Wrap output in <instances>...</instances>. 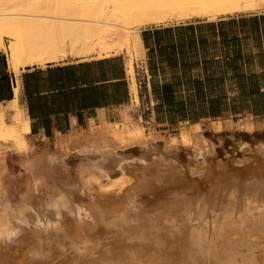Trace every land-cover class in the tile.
<instances>
[{
  "label": "bare ground",
  "instance_id": "1",
  "mask_svg": "<svg viewBox=\"0 0 264 264\" xmlns=\"http://www.w3.org/2000/svg\"><path fill=\"white\" fill-rule=\"evenodd\" d=\"M262 12L264 0H0V51L15 72L125 52L136 106L132 58L144 57L142 27ZM6 115L0 109V142L22 153L0 149V229L18 233L0 239V264H264V142L232 134L220 159L201 122L181 124L174 136H142L135 122L75 130L52 152L35 149L19 119L4 135ZM240 127L252 133L254 123L248 117ZM176 240L177 261L166 252ZM114 242L118 255L109 252Z\"/></svg>",
  "mask_w": 264,
  "mask_h": 264
},
{
  "label": "crops",
  "instance_id": "2",
  "mask_svg": "<svg viewBox=\"0 0 264 264\" xmlns=\"http://www.w3.org/2000/svg\"><path fill=\"white\" fill-rule=\"evenodd\" d=\"M170 25L140 30L145 60L133 63L134 79L137 89H141L139 85L143 82L146 92L143 95L138 89L139 110H128L132 95L125 53L100 58L96 52L75 59L68 56L66 60L28 65L15 72L8 54L1 51L0 109L14 102L34 141L55 148L59 138L75 130L87 132L92 127L106 129L109 124H121L128 112L136 118L140 116L143 124L149 123L166 133L178 124L196 122L170 123L163 113L164 102L176 93L170 88L171 93L165 94L151 82H183L178 75L200 69L220 75L230 70L237 76L245 75L240 82H254L253 77L241 73L250 55L245 47L251 42H254V69L258 68L259 59L263 66L258 69H264V12L223 17L214 22L194 20ZM144 99H157L164 108H147L146 115Z\"/></svg>",
  "mask_w": 264,
  "mask_h": 264
},
{
  "label": "rangeland",
  "instance_id": "3",
  "mask_svg": "<svg viewBox=\"0 0 264 264\" xmlns=\"http://www.w3.org/2000/svg\"><path fill=\"white\" fill-rule=\"evenodd\" d=\"M263 13V12H262ZM258 14V13H253ZM242 15V14H236ZM233 15V16H236ZM247 15V14H245ZM229 17V16H228ZM223 18V17H222ZM194 21V20H189ZM189 21H170L165 24L160 25H150L142 27L140 30L156 27V26H179L182 23H186ZM93 41H97L95 37L92 39ZM9 41V40H6ZM95 41V43H96ZM245 49L249 50L250 55L249 58L246 57V67L243 63L244 70L241 73H247L249 77H253L254 82H240V77L245 75H239L235 72L227 70L222 72L221 75L219 72L215 71H206V70H195L191 72H182V74L178 75L179 78H183V82H151L155 87L161 88L162 86L169 84L173 87V92L176 93L175 98L176 102L172 104V106H166V109L163 110V113L170 119V123L176 125L179 121L187 120L191 122H201L203 124L202 129V138L208 141L210 144L216 146L218 158H224V151L228 149L231 145V135L234 134L236 139L243 140L244 142L250 144H256L258 142H264V69L261 71L258 68H261V60H258V68L254 69V55L252 51H254V42L246 45ZM125 53V52H122ZM99 54V53H98ZM126 54V53H125ZM86 56V55H81ZM99 56V55H98ZM125 56V55H124ZM129 59V56L126 54ZM80 57V56H78ZM126 58V57H125ZM145 57H137L136 55L133 56L132 62H140L144 61ZM180 73V72H179ZM169 78V77H168ZM166 78H162V81H165ZM170 79V78H169ZM159 80V79H158ZM187 80V81H186ZM141 89H139L143 95L146 92L145 85L142 82ZM139 95V91H138ZM159 99V98H157ZM157 99L153 101L151 99H144V109L143 111L146 112L148 115L149 111L147 108L156 109L163 107L161 101L157 102ZM11 108V109H10ZM14 108V109H12ZM129 111L133 112L139 110V102L136 106H131ZM5 116L4 121L6 122V126L2 127V132L4 135L7 134L8 127H12L11 125L16 122V120L21 121L24 127H28L27 121H25L21 115L19 114L16 107H11L9 105L7 108L3 109ZM161 112V110H159ZM125 119L127 121L122 122L121 124L117 125H107V127H114V128H123V129H132L137 127L139 133L142 136H150L153 132H157L163 136H174L178 134V128L181 126L178 124V127L169 128V131L166 133L160 132V129H157L149 123L142 122L141 117H134L133 114L130 112L126 113ZM22 119H21V118ZM250 117L254 123V129L252 133L247 132L246 128L240 127V124L243 122L245 118ZM15 120V121H14ZM137 124H136V123ZM139 122V123H138ZM128 125V126H127ZM246 131H245V130ZM244 130V131H243ZM221 136L224 140L223 147L218 146V137ZM29 141L34 144L33 147L35 149H40L43 146L42 143L34 141V138L29 135ZM51 148L52 152H55L56 149L53 145L48 144ZM0 149L7 153L8 157H16L17 155L20 156L22 150L19 149L12 141H1L0 142ZM21 151V152H20ZM128 153L133 155H138L137 148H129ZM185 153L181 151V157L186 159ZM18 157V156H17ZM16 157V158H17ZM242 155L239 153L237 155V159H241ZM72 160V161H71ZM75 159L72 157L69 158V165H73ZM91 192H97V190L93 188L90 189ZM103 193V192H102ZM105 193V192H104ZM103 193V194H104ZM101 194V193H100ZM102 194V195H103ZM115 243V244H114ZM109 247V252L113 254L121 253L122 247L121 244H117L118 242H114ZM172 247L169 246L166 250L168 255L172 254L170 257L173 260H181V250L179 249V245L181 243L176 241H171ZM116 245V246H115ZM6 245L2 246L5 248ZM8 248V247H6ZM108 250V248H104ZM117 249V250H116ZM10 250V249H9ZM13 252V253H12ZM11 256L17 255L14 251L10 252ZM14 254V255H12ZM108 253V255H112Z\"/></svg>",
  "mask_w": 264,
  "mask_h": 264
},
{
  "label": "clouds",
  "instance_id": "4",
  "mask_svg": "<svg viewBox=\"0 0 264 264\" xmlns=\"http://www.w3.org/2000/svg\"><path fill=\"white\" fill-rule=\"evenodd\" d=\"M17 234L16 230H9L7 227L0 229V239L11 240Z\"/></svg>",
  "mask_w": 264,
  "mask_h": 264
},
{
  "label": "trees",
  "instance_id": "5",
  "mask_svg": "<svg viewBox=\"0 0 264 264\" xmlns=\"http://www.w3.org/2000/svg\"><path fill=\"white\" fill-rule=\"evenodd\" d=\"M163 90H164V93L166 94H170L171 92L170 91H168L170 88L171 89H173V87L171 86V85H169V84H166V85H164V86H162L161 87ZM172 93H174L173 91H172ZM168 98V99H167ZM176 101H175V97H174V95L172 96V97H166V99H165V102H164V104L165 105H167L168 104V106H172V104L173 103H175ZM186 120V119H185Z\"/></svg>",
  "mask_w": 264,
  "mask_h": 264
}]
</instances>
